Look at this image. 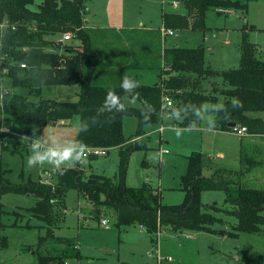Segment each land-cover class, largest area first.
<instances>
[{"label":"trees","instance_id":"16d2710c","mask_svg":"<svg viewBox=\"0 0 264 264\" xmlns=\"http://www.w3.org/2000/svg\"><path fill=\"white\" fill-rule=\"evenodd\" d=\"M179 1L185 12H164V28L207 29L205 21L210 8L246 12L253 0ZM34 2L35 0H0V27L3 23L7 24L0 28V54L7 56L4 60L0 58L2 75L10 80L13 87L30 90V95L12 90L0 95V120L6 116L5 127L13 128L15 124H21L27 128L24 132L28 134L33 133L36 127L38 130L35 133L49 125H57L61 120H73L79 116L76 135L79 145L118 148L120 177L118 181L99 174L85 177L84 172L75 167H64L57 171L52 185L31 178L26 184H13L1 176L0 199L8 192L32 194L36 198L32 211L40 213L51 224L55 201L61 199L59 201L65 203L67 191L76 188L93 204L91 215L99 217L103 207L109 208L117 216L120 229L139 224L154 240L156 233L164 229L216 232L211 225L219 218L203 210L201 194L203 191L224 188L227 190L228 200L235 206L233 212L238 217L236 227L240 231H261L264 226V190L242 187L240 183L236 186L228 183L225 186L217 177L204 176L206 158L203 153L197 152L189 156L188 171L183 176L187 192L183 203L164 204L160 188H154L148 183L132 187L125 182L130 154L147 148L139 140L130 142L133 137L127 138L124 135L125 115L139 118L137 135H141L145 124L163 122L164 116L169 113L176 112V119L183 126L198 125L205 105L217 102V96L211 97L201 92L200 81L185 73H195L199 78L221 76L228 84V88L223 91L224 101L213 110L214 128L231 131L233 127L230 124L235 122L236 125L246 126L251 134H264V119L250 115V112L264 111V60L257 56L255 44L245 38L239 67L224 70L213 69L207 64L203 45L166 48L164 53L160 51L161 61L156 66L161 68L159 82L152 85L138 83L139 87L125 93L121 87L124 69L144 66L141 62L137 65V60L134 59L136 54L131 55L130 63L118 58V63L115 64L116 60L110 59L111 55L120 56L118 43L115 41L116 45L104 46L96 40V33L101 29L87 25L86 0H43L38 10H32L30 5ZM134 29L128 30L132 32ZM66 32L74 33L71 41L79 40L82 46L67 44V41L59 49L57 41ZM102 32L111 31L105 28ZM125 32L119 31L117 34L125 39ZM126 50L127 48L124 49ZM129 55L125 52L123 54L125 57ZM106 59L108 65L104 66ZM163 59L171 67V71L184 74H169L163 81V74L171 73L163 69ZM22 63L26 66L23 67ZM77 83L81 84V91L75 100L63 101L43 96L44 86ZM163 83L168 90H182L180 94L173 91L171 93L177 98L174 112L162 109ZM109 90L120 97L115 107L110 101L105 103ZM126 97L140 99L143 106L125 103ZM233 99L238 100L240 106L234 107ZM88 126V131H82V128ZM40 147L43 149L44 145L40 144ZM221 171L217 170L216 174ZM4 226L0 220V230ZM49 237L55 239L61 248L42 253L38 251L37 264H67V260L80 258L81 254L74 247V240L56 237L51 228L47 236L40 238L39 245L48 241ZM7 244L4 237L1 245Z\"/></svg>","mask_w":264,"mask_h":264},{"label":"rangeland","instance_id":"374dc122","mask_svg":"<svg viewBox=\"0 0 264 264\" xmlns=\"http://www.w3.org/2000/svg\"><path fill=\"white\" fill-rule=\"evenodd\" d=\"M172 1L86 0V17L92 23H103L111 32H125L130 27L135 28L131 34L138 35V38L127 40L132 44V47H127L136 54L134 58L137 65L141 62L144 67L133 70L126 68L124 71L131 75L137 73L134 80L140 84L152 85L161 78V68L156 66L159 63L158 53L162 50L163 13L185 12L180 1L179 8H174ZM42 2L43 0H35L30 8L38 10ZM205 22L207 29H174V34L166 35L163 42L167 48H193L203 45L208 52V65L213 69L223 70L239 67L242 42L246 38L255 44L257 56L264 60V0L251 1L246 12H220L217 7L210 8ZM94 24L89 23L88 26ZM245 26L247 30L244 29ZM144 28H150L151 32L143 31ZM67 44L82 46L79 40L68 41ZM110 59L116 60L115 64L118 63V56L111 55ZM103 65H108V59L104 60ZM172 72L176 75L184 74ZM185 74L200 81L201 92L211 97L217 96V102L206 104L205 110H214L224 101L223 91L228 88V84L221 76L199 78L195 73ZM79 87V84L48 85L43 88V96L74 100L78 93H70L74 92L73 88ZM11 90L30 95L28 88L13 87L10 80L2 75L0 67V95ZM125 101L128 104L138 103V100L127 97ZM207 111H203L202 126H208L211 122L208 118L211 114ZM250 115L264 119V111L250 112ZM6 118L4 116L0 120V180L4 176L6 181L9 179L11 183L20 185L26 184L30 178L41 180L47 177L53 182L56 172L62 168H55L47 162L43 165L38 162L32 168L27 164L30 146L37 142L32 138L41 141V135L25 134L26 138L22 139L24 126L15 124L13 128H7L4 125ZM79 119L76 116L69 120V124L79 127ZM164 119L163 124L166 127L163 132L158 131L162 122L147 123L143 126L142 134L147 132L149 135L141 139L135 137L140 128L139 118L125 115L124 135L127 138L133 137L129 140L132 143L139 140L142 145H147L146 149L135 150L129 156L125 177L128 186L139 187L149 180L160 188L164 204L183 203L187 194L183 176L188 171L189 156L200 152L206 158L204 176L217 177L225 186L228 183L231 186L240 183L242 187L264 190V134H249L239 136V139L227 132L216 135L214 131L202 126H177L178 121L174 116H164ZM68 129L74 132V125ZM70 134L65 141L58 140L53 143L54 137L49 133L44 137L45 148L41 149L39 146L35 151L43 153L48 150L71 149L75 155L78 147L77 136L75 133ZM217 136H220V140ZM162 149L166 151L162 152ZM217 151H223L225 158L217 160L209 156L211 153L216 155ZM95 158L87 159L90 165L83 171L85 177L99 174L119 180L118 148H110L108 155ZM216 167L223 170L216 174ZM59 200L61 199L55 201L52 209L53 223L50 224L40 213L32 211L36 204V198L32 194L8 192L2 195L0 220L5 226L0 230V264H37L38 251L42 253L50 249H60V244L51 238L53 236L39 245L40 238L47 236L50 228L56 237L80 240L82 252L85 254H81L82 258L67 260L68 264H158L155 254L157 247L160 249L161 264H264V226L258 232L240 231L236 227L238 217L233 212L235 206L228 200L227 190L224 188L203 191L201 194L203 210L219 218L211 225L216 232L164 229L160 238L155 236L154 240L139 224L120 229L117 216L109 208L103 207L101 213L104 212L109 219V226L103 225L98 217H88L93 212L76 188L67 191L65 203ZM4 237L7 246L1 245Z\"/></svg>","mask_w":264,"mask_h":264},{"label":"crops","instance_id":"0c3cea01","mask_svg":"<svg viewBox=\"0 0 264 264\" xmlns=\"http://www.w3.org/2000/svg\"><path fill=\"white\" fill-rule=\"evenodd\" d=\"M87 12V11H86ZM221 12V11H220ZM231 12H232V10H231ZM87 18V17H86ZM86 22H87V25H89V23L90 24H94V23H92L91 21H90V19H86ZM106 26L107 25H103V23H96V24H94V25H92L91 27H94V28H99V29H101V31L100 32H97L96 33V36H97V41H100L104 46H107V45H116V42L115 41H117V43H118V46L117 47H119V52H120V56L122 57L123 56V54H124V52H125V54L126 55H128V54H130L129 56H127V57H125L124 59L122 58V59H120L121 61H123V62H126L127 61V63H130V59L132 58L131 57V55L132 54H135V53H132L131 51H130V48L129 47H132V44H130L127 40H129V39H137L138 38V35H136V34H131L132 32H129L130 30H128L127 29V31L125 32V39H123V38H121V36L120 35H118L117 34V32H102V29H105L106 28ZM246 27L247 26H245V28L244 29H246ZM129 29H134V28H129ZM140 29V28H139ZM141 30V29H140ZM247 30V29H246ZM143 31H146L147 33L148 32H151V30H150V28H144L143 29ZM141 38V37H140ZM139 38V39H140ZM164 39H166V37H164L163 38V36H162V50H161V52L162 53H164V50L167 48L166 47V44H165V42H163V40ZM127 46H129V47H127ZM125 48H127V50L126 51H124V49ZM207 54H208V52H207V50H206V62H207V64H208V58H207ZM116 56H118V58H121V57H119V55H116ZM158 56H160V53H158ZM134 59H136V58H134ZM158 61H161V59L158 57ZM133 69H137V68H130L129 70H133ZM224 70V69H223ZM124 75H130L133 79H134V77H136L137 76V73L135 74V75H131V74H129V73H125V71H124ZM78 84V83H77ZM72 85V84H71ZM80 85V87L79 88H73V90H74V92L73 93H70V94H74V93H79L80 91H81V84H79ZM73 87V86H72ZM44 88V87H43ZM201 88H202V84H201ZM78 89H80V90H78ZM78 95V94H77ZM67 96H70V95H67ZM48 98H54V97H48ZM57 98V97H56ZM127 98H130V97H127ZM133 99H136V100H138V103H133V104H129V105H133V106H137V107H142L143 106V102L140 100V99H137V98H133ZM59 100H63V101H66V100H68V99H59ZM74 100H75V98H74ZM125 101V100H124ZM125 103H126V101H125ZM128 104V103H127ZM206 109V108H205ZM207 110H204V112H206ZM207 113H209V114H211V116H208V118L211 120V122L208 124V126H202L201 125V122H202V120L203 119H201V121H200V123L198 124V125H195V126H183V125H181L180 123H176V125L177 126H181V127H184V128H202V127H205V128H207V130H211V131H214V133H216V135L217 134H221V133H223V132H227V133H232V134H234V135H236V136H240V135H238V134H236L233 130H231V131H226V130H220V129H216V128H214L213 127V120H214V112H213V110H209V111H207ZM204 117V113L202 114V118ZM168 118H170V117H168ZM164 121H165V119H163V122H162V124H161V126L162 125H164L163 123H164ZM177 121V120H176ZM70 122H69V120H67L66 121V123H62V122H60L59 124H57V125H49V126H47V127H44V128H41L39 131H37L34 135H41V141H39V140H37L36 138H32L33 139V141L35 140V141H39V146H40V144L42 145H44V147H43V149L45 148V146H46V144H45V140H44V137L45 136H47V134H49V133H52V136L54 137V141H53V143H56L58 140H61V141H65V138H66V136L68 135V134H72V133H75L76 135H77V132H78V130H79V127L77 126V125H75V124H73L74 125V128H75V130H74V132H72L71 130H69L68 129V127H70V126H73V125H71V124H69ZM160 126V127H161ZM165 126V125H164ZM202 126V127H201ZM160 127L158 128V131L159 132H163V131H160ZM166 127V126H165ZM24 130L25 129H27V128H23ZM24 132V131H23ZM25 132L24 133H22L21 134V137H26L27 136V134H26V136H25ZM28 134H31V135H33L32 133H28ZM70 134V135H71ZM147 135H149L147 132L146 133H144V134H141V135H136L135 137H139V138H141L142 139V137H146ZM250 135H254V134H251L250 133ZM256 135H259V134H256ZM20 137V138H21ZM217 138L220 140V136H217ZM239 139H241L240 137H239ZM47 144H48V142H46ZM77 153H79L78 152V148H79V143H78V141H77ZM236 146H237V143H236ZM41 148V147H40ZM163 150V149H162ZM210 157H214V158H217V160L218 159H224L225 158V153L223 152V151H217V153H216V155H215V153H211L210 155H209ZM100 157V156H99ZM86 159H90V158H86ZM96 159V158H95ZM92 160H94V159H92ZM91 160V161H92ZM88 161V160H87ZM85 161L84 160H79V161H76L74 164H72V163H69V164H63L62 166H60V168H63V167H75V168H78V169H81L82 171H84L85 170V168H86V166L87 165H90V163L89 162H87V163H89V164H85L84 163ZM76 164H78V165H76ZM208 166H210V164H209V162H208ZM217 170H223V168H221V167H216L215 168V171H217ZM207 177V176H206ZM148 182V184H150L152 187H154V188H157L156 186H154L153 184H151L150 182H149V180H147L146 181V183ZM80 197H82V198H84L81 194H80ZM87 202H88V205H87V207H89V208H93L94 209V206H93V204L87 199V198H84ZM83 208V205H81V209ZM81 213H82V211H81ZM86 216V215H85ZM88 217H90V218H94V215H89ZM98 217V216H97ZM99 219H100V221H101V223H102V219L103 218H107V217H105V215H104V212H103V214H101L99 217H98ZM104 225V224H103ZM105 226H109V224L108 225H105ZM140 226V225H139ZM141 227V229H143V230H145V231H147L144 227H142V226H140ZM150 235V234H149ZM151 237V236H150ZM76 243H78L79 244V248H78V250L80 251V254H85V253H83L82 252V245H81V242H80V240H77V241H75L74 240V244H76ZM80 258H82V255H80Z\"/></svg>","mask_w":264,"mask_h":264},{"label":"built area","instance_id":"2783aa9c","mask_svg":"<svg viewBox=\"0 0 264 264\" xmlns=\"http://www.w3.org/2000/svg\"><path fill=\"white\" fill-rule=\"evenodd\" d=\"M172 4H173L174 8H179V0H173L172 1ZM219 11H221V12H224V11L229 12L230 10H228V9H219ZM6 25H7L6 23H3V24H1V27L4 28ZM174 32H175L174 29H166L164 27L162 28V35H163V37H166V35H168V34H174ZM73 38H74V33H72V32H66V33H64L61 36L60 39H58L57 42H58V44H62L64 42L71 41ZM0 58L2 60H4V59L7 58V56L0 54ZM21 65L23 67L26 66V64H24V63H22ZM163 69L165 71H171V67L165 62L164 59H163ZM169 74H173V72L172 73H164L162 80L164 81V79H166L169 76ZM161 86L163 87L162 109L163 110H172L173 112L176 111L175 110V107H176V99L171 94L173 90L172 91L171 90H168L165 87L164 83ZM173 92H176V94H180L182 92V90L181 89L180 90L178 89V90L173 91ZM168 115L174 116L175 118L178 117V115L176 114V112L175 113H172V114L171 113L166 114V116H168ZM61 122L62 123H65L66 120H61ZM164 129H165V126L162 125L160 127V131H163ZM8 131H10V129ZM233 131L236 134L240 135V136H246V135H249L250 134L248 132L247 127L246 126H242V125H236L233 128ZM109 150H110V148H108V147H100V146H86V148L84 146H79V148H78V152L79 153L82 152V151H86V158H89L91 156H96V157L97 156H106V155H108ZM163 151L165 152L166 150L163 149L162 152ZM41 180L44 183L51 184V185L53 184V182L49 178H47V177H43ZM102 223L104 225H108L109 224V219L108 218H103L102 219ZM161 232L162 231H158L156 233L157 238H160ZM74 247L76 249H78L79 248V244L78 243L74 244ZM155 254L157 256L158 264H161L160 263L161 256H160V249H159V247H157ZM169 259H171V257H169ZM67 264H68V262H67Z\"/></svg>","mask_w":264,"mask_h":264},{"label":"clouds","instance_id":"9594fccd","mask_svg":"<svg viewBox=\"0 0 264 264\" xmlns=\"http://www.w3.org/2000/svg\"><path fill=\"white\" fill-rule=\"evenodd\" d=\"M121 87L127 92H131L135 88L139 87L138 82H136L133 78L129 77L128 75H125L122 80ZM120 97L112 90H109L107 93V98L105 103L111 102V105L115 107L119 103ZM233 106L238 107L240 106L239 101L236 99H233ZM123 107L122 105L120 106ZM90 126L82 128V131L86 132L88 131ZM35 130H38V127L33 129V135L35 134ZM26 137H22V139H25ZM39 147V141L34 142L30 146V154L27 158V164L30 168L35 167V165L39 162L41 165H43L45 162L48 164L54 166L55 168H60L62 164H69V163H75L79 160H84L85 163H87L86 159V151H82L80 153H76L74 155L73 151L71 149H66L64 151H58V150H48L46 152L40 153L36 152L35 150ZM86 148V145H84Z\"/></svg>","mask_w":264,"mask_h":264},{"label":"water","instance_id":"95a60500","mask_svg":"<svg viewBox=\"0 0 264 264\" xmlns=\"http://www.w3.org/2000/svg\"><path fill=\"white\" fill-rule=\"evenodd\" d=\"M58 48L61 49L62 48V44H58ZM230 126H232L233 128L236 126V123H231Z\"/></svg>","mask_w":264,"mask_h":264}]
</instances>
